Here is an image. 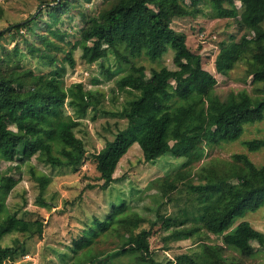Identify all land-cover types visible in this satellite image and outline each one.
<instances>
[{
  "label": "trees",
  "instance_id": "obj_1",
  "mask_svg": "<svg viewBox=\"0 0 264 264\" xmlns=\"http://www.w3.org/2000/svg\"><path fill=\"white\" fill-rule=\"evenodd\" d=\"M78 1H51L57 3L45 7L50 20L46 33L32 30L36 44L26 45L27 54L51 67L50 72L36 73L24 67L17 58L21 53L18 46L11 50L3 48L0 53V160L16 163L14 169L28 164L35 155L52 168L68 167L73 171H80L85 162L83 141L75 136L73 129L79 124L77 118L88 108L95 109L105 93L85 89L80 82L64 87L65 68L53 67L56 52L63 50L54 40L64 42L65 46L69 42L64 39L70 36L67 31L53 26L63 14L76 8ZM236 1L244 7L240 14ZM44 2L41 0L40 5ZM202 3L210 6L216 18L232 20L231 24L237 26V34H240L238 40L231 37L219 43L215 69L225 74L250 54L246 57L248 70L254 81L264 84V0H108L95 14L85 15L77 9L84 17L83 25L79 29V40L72 44L64 60L73 68L75 61L71 51L78 47L85 63L100 62L108 77H119L116 81L119 90L127 88L140 94L122 109L126 127L91 156L97 180L103 181L101 188L114 182L118 163L133 143L139 145L144 162L165 153L191 158L203 142L214 145L235 141L243 133L244 124L263 120L264 89L257 99L245 92L231 93L225 101L212 96L215 77L203 69V58L188 49L185 35L171 27L174 18L194 17L200 13ZM34 22L41 24V11L30 22L14 26L17 30H30ZM168 50L173 51L175 69L161 66L153 69L151 77L145 80L142 76L145 67L133 61L141 56L158 61ZM110 57L120 65L113 73L110 66L105 67L102 62ZM122 64L126 68L122 69ZM66 99L74 107L76 118L64 116L62 106ZM243 145L248 151H257L264 146V140L251 139ZM30 173L43 192L51 182L50 177L43 173L36 175L32 166ZM231 179L236 183L230 182ZM18 182L19 179L0 174V240L13 231L30 236L41 235L43 231L42 220L29 222L6 211L5 199ZM178 183L179 175L171 181L164 179L161 189L167 186L176 190ZM88 186L94 188V185ZM188 187L198 193L196 200L203 205L199 216L201 226L220 236L224 247L202 244L195 261L180 256L175 262L169 260L164 264H244L242 259L251 258L257 252L253 242L264 247V233L248 221L234 226L236 219L264 206V165L256 166L245 154H234L228 173L210 179L206 185ZM159 210L160 207L155 220L145 219L151 223L150 228L137 232L144 219L133 212L128 214L123 199L120 204L111 202L103 219L94 217L72 240V252L81 251V256L68 264H107L110 255H101L102 259L98 260L91 254L95 238L100 234H116L122 240L121 248L113 256L129 257L137 264H163L155 261L150 250L153 225L159 223L165 230L175 227L169 236L178 239L192 237L200 226L184 227L180 225L184 217L182 220L165 217ZM224 248L237 253L239 258L224 256ZM17 251V247L0 246V264L12 259Z\"/></svg>",
  "mask_w": 264,
  "mask_h": 264
},
{
  "label": "rangeland",
  "instance_id": "obj_2",
  "mask_svg": "<svg viewBox=\"0 0 264 264\" xmlns=\"http://www.w3.org/2000/svg\"><path fill=\"white\" fill-rule=\"evenodd\" d=\"M51 1L54 0H45L40 5L41 0H0V53L3 48L11 50L18 46L21 53L17 58L24 67H29L36 73H47L52 68L28 55L26 45L36 44L32 30L35 33H46V25L50 20L45 7L57 3ZM107 1L79 0L77 7L63 14L59 23L53 26L70 33V36L64 39L65 42H69L65 46L64 42L54 40L63 48L62 51L56 52L57 60L53 66L65 68L63 86L69 87L80 82L85 89L104 92L105 97L95 109L88 108L84 115L77 118L79 124L73 129L75 136L83 141L86 150L85 162L82 163L80 171H73L68 167L52 168L37 155L33 156L28 164L20 165L19 169H14L16 163L0 160V174L19 179L5 199L6 211L29 222L42 220L44 225L41 235L30 236L29 233L17 231L5 235L0 240V246L17 247L18 251L12 259L5 260L2 264H68L72 260H79L81 251L76 254L72 252V240L94 221V217L103 219L105 213L110 210L111 202L115 205L120 204L122 199L128 214L133 212L144 219L137 232L142 228H150L151 223L146 220H155L159 207V213L165 217H177L180 220L184 217V223L180 224L184 227H201H198V232L192 237L178 239L169 236L175 227L165 230L159 227V223L153 225L149 241L156 262L163 264L169 260L175 262L180 256L198 259L196 256L201 252L202 244L223 245L220 236L209 233L201 226L199 216L203 205L196 200L198 193L190 190L188 186L206 185L210 179L228 173L234 154H245L256 166L264 165V146L257 151H248L243 145L244 141L251 139L264 140L263 118L260 122L244 124L243 133L235 141H224L214 145L203 142L191 158L165 153L153 161L144 162L139 145L133 143L118 163L114 182L104 189L101 188L103 181L97 180L98 174L91 162V156L99 152L107 141H112L126 127L127 120L122 115V109L140 94L127 88L119 90L116 86L119 77H108L102 71L100 62L85 63L81 59L82 52L78 47L71 51L75 61L73 68L64 57L72 44L79 40V29L83 25L84 17H81L77 9L79 8L85 15L95 14ZM235 5L240 14L244 9L243 5L240 1H236ZM200 7L201 12L194 17L174 18L171 27L185 35L188 49L203 58V69L215 77L216 85L212 90V96L225 101L231 93L245 92L252 99L260 98L264 84L254 81L248 70L246 57H250V54H246L244 60L237 61L225 74L215 69L214 60L220 48L219 43L223 40L229 41L231 37L238 40L240 34H237V26L231 24L232 20L216 18L208 4L202 3ZM39 11L41 24L32 23L30 30L15 29L14 25L30 22ZM102 62L105 67L110 66L111 72L120 67L112 57ZM133 62L145 67L142 73L145 80L151 77L153 69H159L161 66L175 69L172 50H168L158 61H150L141 56ZM121 66L122 69L126 68L124 64ZM62 112L64 116L77 117L68 99L62 106ZM30 166L34 168L36 175L43 173L50 177L51 182L43 192L38 181L30 173ZM211 173L213 175H210ZM177 175L179 183L176 190L167 186L161 189L162 180L171 181ZM230 182L236 183V180L231 179ZM88 185H94V188H89ZM240 221H248L253 228L264 233V206L246 213L243 218L236 219L234 226ZM122 244V240L116 234L107 236L100 234L95 238L91 254L96 255L98 260L104 255H110L107 264H137L129 257L113 256ZM252 244L257 250L256 254L242 261L244 264H264V247L256 242ZM224 250V256L239 258L237 253L227 248Z\"/></svg>",
  "mask_w": 264,
  "mask_h": 264
}]
</instances>
